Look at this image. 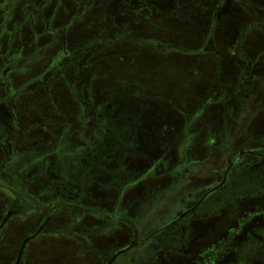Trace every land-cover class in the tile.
<instances>
[{"label": "rangeland", "instance_id": "obj_1", "mask_svg": "<svg viewBox=\"0 0 264 264\" xmlns=\"http://www.w3.org/2000/svg\"><path fill=\"white\" fill-rule=\"evenodd\" d=\"M79 1L86 4L89 0ZM221 2L224 3L214 37L206 42L212 31L214 13ZM176 3L171 10L156 7L143 10L139 5L127 10L123 8L124 0H95L70 29L71 35L80 34L81 39H87L105 34L108 28L126 25L135 30L136 36L152 35L176 40L195 49V52L181 53L121 39L94 52L93 82L98 88L105 90L116 84L141 92L139 95L131 93L129 98L130 121L137 117L136 126L141 137L138 147L155 159L156 164L177 165V169L173 170L175 179L163 173L146 179L142 175L121 191L119 187L94 182L84 189L82 201L87 204L101 203L113 208L122 193L123 203L147 202L149 191L162 195L167 191L172 193L177 184L187 187L180 202H192L196 195H200L202 186L213 181L212 168L224 162L226 149L212 143L223 144L227 140L225 110L216 105L202 107L211 89H220L222 79L226 81L228 78L224 70L216 75L217 56L212 51H219L227 63L225 68L231 69L230 76L235 79V85L227 91H233L240 78L242 60L237 47L244 29H247L245 51L253 59L262 56L260 62L264 61V0H176ZM68 4L65 11L59 7L54 24L66 20L73 12L76 3L68 0ZM256 19L263 20V26H259V22L253 24ZM206 43L209 45L205 49L203 44ZM42 60L34 61L30 72L43 68L48 60ZM257 68L264 76V63L256 64L254 70ZM19 75L14 76L15 82V79L26 78ZM214 79L220 81L215 85ZM51 94L53 98L44 93L42 84L29 85L21 94L19 119L23 133L17 137L16 145L29 150L48 148L52 142L48 129L59 134L60 121L64 120L62 112L69 119L77 117L75 100L58 85V81L52 85ZM55 104L57 108H54ZM121 109L122 105L116 110ZM188 120H192L193 143L188 140ZM234 132L233 129V135ZM245 133L264 136V111L249 122ZM242 142L239 140L238 144ZM257 146L260 147L255 149L264 154L263 144ZM187 152L189 156L186 157ZM146 155L127 152L125 161L132 159L129 169L141 174L150 165ZM95 158L98 160L93 162V168L100 167V157ZM194 162L205 163L207 170H194L191 168ZM238 163L240 167H234L233 171L242 174L238 177L241 184L235 187L239 194L226 195L222 201L215 202L219 204L217 207L186 216L175 227L180 243L173 241L172 245L178 247H154L150 253L152 258L139 264H264V193H254L264 190V187L259 186L257 190L254 186L264 182V156L252 154ZM171 182L175 184L173 187L169 185ZM226 199L230 200L225 202ZM57 207L60 214L52 218L48 226L58 227L59 232H48L31 243L28 251L30 264H101L106 251L125 246L132 238V227L119 224L106 231L88 233L90 243H86L60 231L73 217L64 204L59 203ZM78 213L84 216L82 222L102 223L93 214V209ZM41 217V212L31 211L15 219L14 237L19 239L25 227L35 230ZM74 228L80 229L78 226Z\"/></svg>", "mask_w": 264, "mask_h": 264}, {"label": "flooded vegetation", "instance_id": "obj_2", "mask_svg": "<svg viewBox=\"0 0 264 264\" xmlns=\"http://www.w3.org/2000/svg\"><path fill=\"white\" fill-rule=\"evenodd\" d=\"M70 1L76 3L73 12L66 20L54 24L59 7L64 11L69 8L68 0H0V264H30L28 251L31 243L48 232H59L58 227L48 226L50 220L60 214L57 207L59 203L67 206L73 217L60 231L90 243L87 235L93 233V225L82 222L84 216H79L78 213L84 214L93 209L92 204L82 201L84 189L94 182L107 184L103 177L93 182V173L99 175L104 172L110 176L107 169L114 159L120 162L124 160L129 168L132 159L125 161L127 152L136 156L146 155L138 147L141 137L136 126L137 117L130 121L129 116L130 95H139L141 92L116 84L107 86L105 90L98 88L93 82L94 52L121 39L181 53L195 52L194 48L176 40L152 35L136 36L135 30L126 25L115 29L108 28L105 34L87 39H81L80 34L71 35L69 32L74 22L93 6L95 0H89L86 4L79 0ZM223 3L218 4L216 8L218 10L213 16L212 31L206 42L214 37ZM138 5L143 10H150L152 7L171 10L177 3L176 0H124L123 8L128 10ZM47 7L50 8L46 11ZM162 22L165 23L163 20ZM257 22L259 26H263V20L256 19L253 24ZM246 32L247 29H244L243 38L237 47L242 65L238 84L233 91H227L235 85V79L230 76L231 69L225 68L227 63L219 51L211 50L217 56L214 64L216 75L224 70L228 77L226 81L222 79L220 89H211L202 102L203 108L216 105L224 108L226 113L227 140L223 144L212 143L213 146L226 149L224 162L212 168L210 175L213 181L203 185L200 193L213 194L209 199L193 206V201L180 202L183 195L177 197L175 193H184L187 187L177 184V190L172 193L163 192V196L155 198L149 205V202H140L137 214L139 225L132 222L135 226L132 227L133 234L129 244L106 251L101 264H139L152 258L150 253L154 247L170 248L173 241L180 243L179 235L172 234V229L167 230L166 225L149 228L147 222L151 220L165 223L173 220L177 227L180 221L191 213L196 214L195 210L203 205L212 204L206 209L217 207V200L222 201L226 195L233 197L239 194L236 186L241 184L238 177L242 174L241 171H233L234 167H240L238 162L252 154L264 156L255 149L260 147L258 144L264 146V136H248L245 133L249 122L259 112L264 111V76L260 68L254 70L256 64L261 65L264 61L260 62L262 56L253 59L245 51ZM208 45L203 44V48L206 49ZM41 59L48 60L46 65L34 73L30 72L33 62ZM16 74L26 78L15 79V82ZM214 80L216 85L219 79ZM56 81L75 100L77 117L69 119L67 114L62 112L64 120L60 121L59 134L48 129L52 140L48 148L29 150L27 147L16 145L17 137L23 133L19 119V97L29 85L42 84L44 93L53 98L51 87ZM121 105L123 109L117 111ZM57 107L55 104L54 108ZM191 123L192 120H188L187 132L189 142L193 143ZM239 140H243L240 145ZM98 156L100 167L93 168V162L97 159L95 157ZM185 156H189V153H185ZM145 157L150 159V165L139 175L136 171L128 169L129 174L126 176L135 174L139 178L143 175L142 178L146 179L163 173L175 179L173 170L176 171L177 165L156 164L155 159L147 155ZM211 159L215 161L216 158L212 156ZM191 168L197 171L205 168V163L194 162ZM117 184L127 188L131 183L126 181L122 186ZM169 185L173 187L175 184L171 182ZM254 186L258 190L259 186L264 187V182ZM254 193L260 195L264 190ZM124 204L126 208L131 209L129 201ZM150 205L155 207L153 213L149 210ZM159 207L160 210L157 209ZM31 211H39L42 214L38 227L33 231L25 227L17 239L14 237L16 230L13 227L15 219ZM74 226L80 229L76 230ZM132 244L133 247L128 251L118 254Z\"/></svg>", "mask_w": 264, "mask_h": 264}, {"label": "trees", "instance_id": "obj_3", "mask_svg": "<svg viewBox=\"0 0 264 264\" xmlns=\"http://www.w3.org/2000/svg\"><path fill=\"white\" fill-rule=\"evenodd\" d=\"M113 165L111 167H108V171H109V175L105 174L104 172H102L101 174H95L93 173V182L95 180H98L99 177H103L104 179H106L107 184L106 185H111L112 187L116 186L119 187L117 183H119L121 186L123 183H125L126 181H128V183H134L133 181H136V175H130V176H126L128 173V167L127 165L123 162L118 161L117 159H114ZM130 170V169H129ZM132 171V170H130ZM110 187V188H112ZM120 191L125 189L124 187H119ZM177 190V189H176ZM123 192V191H122ZM180 194L183 195L182 193H175V195L177 197H180ZM213 192H210L208 195H206V193H202L199 196H196L195 198H193V203L192 205L195 206L198 202L200 201H205L207 199L210 198V195H212ZM148 199H147V203L148 205L155 199V198H160L162 195V193H150V191L147 193ZM122 198H120L119 201H117L115 204V206L113 208L110 207H106L103 206L101 203H96L95 205H93V214L96 216L97 219H101L102 223H97V224H93V232L97 233V232H102V231H106L107 229L119 225V224H129L131 227H134L135 225L132 223L134 221V223H136V225H139V222L137 220V214L139 212L138 206L140 205V201H136L134 203H131V209L126 208L123 204V193H122ZM151 197V198H149ZM229 199H226L225 202H227ZM209 205L211 206L212 204H205L203 206H205L203 208L202 206L200 209L195 210V213H198L199 211L202 210H206V207H209ZM154 206L150 205L149 206V210L151 213H153L154 211ZM158 210L161 209V207L157 208ZM133 214H135L134 216H136V218L133 216ZM180 215V214H179ZM173 220L169 221V222H165V223H157L155 221H149L147 222V226L150 227H162L165 226V228L167 230L172 229L173 232H171L172 234L178 233V231L175 230V225L177 224L176 222H172Z\"/></svg>", "mask_w": 264, "mask_h": 264}, {"label": "water", "instance_id": "obj_4", "mask_svg": "<svg viewBox=\"0 0 264 264\" xmlns=\"http://www.w3.org/2000/svg\"><path fill=\"white\" fill-rule=\"evenodd\" d=\"M135 243V242H134ZM134 244H132L130 247L128 248H124L122 249L118 254L124 253L125 251H128L131 247H133Z\"/></svg>", "mask_w": 264, "mask_h": 264}]
</instances>
